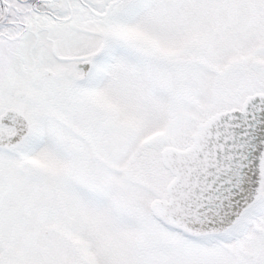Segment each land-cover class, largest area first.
<instances>
[{"label":"snow or ice","instance_id":"1","mask_svg":"<svg viewBox=\"0 0 264 264\" xmlns=\"http://www.w3.org/2000/svg\"><path fill=\"white\" fill-rule=\"evenodd\" d=\"M0 264H264V0H0Z\"/></svg>","mask_w":264,"mask_h":264}]
</instances>
